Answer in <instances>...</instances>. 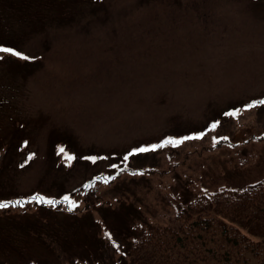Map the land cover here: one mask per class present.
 Segmentation results:
<instances>
[{
	"label": "rangeland",
	"instance_id": "obj_1",
	"mask_svg": "<svg viewBox=\"0 0 264 264\" xmlns=\"http://www.w3.org/2000/svg\"><path fill=\"white\" fill-rule=\"evenodd\" d=\"M0 46L32 58L0 53V203L24 202L0 264H133L191 198L264 178V0H0Z\"/></svg>",
	"mask_w": 264,
	"mask_h": 264
},
{
	"label": "trees",
	"instance_id": "obj_2",
	"mask_svg": "<svg viewBox=\"0 0 264 264\" xmlns=\"http://www.w3.org/2000/svg\"><path fill=\"white\" fill-rule=\"evenodd\" d=\"M262 238L264 178L191 198L134 240L129 255L133 264H264Z\"/></svg>",
	"mask_w": 264,
	"mask_h": 264
},
{
	"label": "snow or ice",
	"instance_id": "obj_3",
	"mask_svg": "<svg viewBox=\"0 0 264 264\" xmlns=\"http://www.w3.org/2000/svg\"><path fill=\"white\" fill-rule=\"evenodd\" d=\"M0 53H8V54H11L14 57H18V58L23 59L25 61H28L29 59H32L29 56L21 53L20 51L14 50L11 47H2V46H0ZM257 106H264V99L256 100V101H253V102L249 103L248 105H246V110L253 109V108L257 107ZM224 115L229 116V117H238L240 115V110L237 109V110H234V111H229V112H226ZM216 127H217V124L214 123L212 125V128L215 129ZM202 135H201V137L186 136L183 139H179V140L172 139V138H168V139H165L160 144H153L150 147H139V148L135 149L133 152L129 153V155H135L137 153H145V152H150V151H156L157 149L166 147L168 145L178 146L179 144L183 143L184 140L199 139V138H202ZM60 151L61 152H64V149L61 148ZM31 158L32 157L30 156L29 159H31ZM73 158L74 157H72V156H68L67 157V159H69V160H71ZM94 159L95 158H93V160ZM127 159H128V156H125L124 157V160H127ZM113 167H117V166L116 165H113ZM133 174L135 175L136 173H133ZM32 200L33 201H36V202H39V203H42V204H48V205H55L57 203L55 200L46 199L45 197L40 196V195H37V196L32 197ZM64 201L69 204V206H70L69 207V210L70 211L71 210H74L76 207H78V205L76 204V202L70 200V198L67 197V196L64 197ZM23 203L24 202L19 201V200L12 201V202H7V203H0V209L8 208L10 206H17V205L23 207Z\"/></svg>",
	"mask_w": 264,
	"mask_h": 264
}]
</instances>
